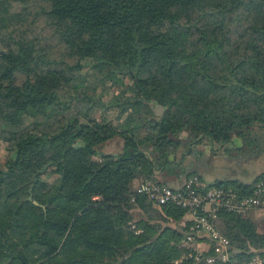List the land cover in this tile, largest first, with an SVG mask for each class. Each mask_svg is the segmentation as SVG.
<instances>
[{"label": "trees", "instance_id": "obj_1", "mask_svg": "<svg viewBox=\"0 0 264 264\" xmlns=\"http://www.w3.org/2000/svg\"><path fill=\"white\" fill-rule=\"evenodd\" d=\"M257 130L264 0H0V141L13 153L0 160V264H192L184 211L134 183L180 148L236 139L264 154ZM263 177L211 185L247 193ZM218 215L233 252L214 264L264 257V218Z\"/></svg>", "mask_w": 264, "mask_h": 264}, {"label": "built area", "instance_id": "obj_2", "mask_svg": "<svg viewBox=\"0 0 264 264\" xmlns=\"http://www.w3.org/2000/svg\"><path fill=\"white\" fill-rule=\"evenodd\" d=\"M137 194L144 195L154 205H171L184 211L176 223L183 232L188 252L184 258H192V264L230 262L233 248L219 229V213L224 211L242 218L264 214V177L256 181L250 192L233 187L211 185L198 175H190L176 187L170 186L156 176L141 179L134 186ZM131 203L135 198L131 197ZM253 254L232 264H263L255 249Z\"/></svg>", "mask_w": 264, "mask_h": 264}, {"label": "rangeland", "instance_id": "obj_3", "mask_svg": "<svg viewBox=\"0 0 264 264\" xmlns=\"http://www.w3.org/2000/svg\"><path fill=\"white\" fill-rule=\"evenodd\" d=\"M39 23V21H38ZM43 22L40 21L39 25ZM128 84V80H125ZM128 86V85H127ZM118 89L113 87L111 92L118 93ZM157 111H159L157 109ZM112 116V115H111ZM256 136L259 137V141L263 144L264 137L262 130H257ZM186 133H181V137H185ZM120 140L117 137L112 138L110 142L105 146H102V151H116L119 149ZM241 143L239 140L233 139L232 144L226 145L223 148H211L209 145L198 144L191 151L189 158L183 157L179 159L182 148L179 150L176 158H169L166 162L160 166V170H157L156 177L165 183H175L179 184L185 179L188 172L197 169V173L205 177L207 180H238L244 182H251L255 177H257L261 172L264 171V154L259 155L257 158L248 156L249 153L238 149ZM106 147V149H105ZM200 151V152H199ZM152 153L151 150H149ZM203 153V154H202ZM11 146L4 141H0V160L4 162L8 157L12 155ZM201 154L200 156H197ZM191 159V161H190ZM162 161V159H160ZM42 177L50 184H57L58 175L57 174H43ZM141 209L132 210L133 220L138 219L139 215L142 214ZM143 215V214H142ZM264 214H253L249 219L254 221L260 228L263 223ZM170 225H173L171 222ZM219 227L221 228L220 222ZM33 257H36L39 253L38 248L30 250Z\"/></svg>", "mask_w": 264, "mask_h": 264}, {"label": "crops", "instance_id": "obj_4", "mask_svg": "<svg viewBox=\"0 0 264 264\" xmlns=\"http://www.w3.org/2000/svg\"><path fill=\"white\" fill-rule=\"evenodd\" d=\"M114 138V137H113ZM110 140H112V138L111 139H109V140H107V141H105V143L103 144V146L105 145H107L109 142H110ZM118 147H120V144H119V141H118ZM105 149H106V147H105ZM117 151V150H116ZM115 151V152H116ZM114 151H112V150H107V151H105V153H115ZM258 156H256V157H253V158H257ZM186 158L188 159L189 158V156H186ZM190 161H191V159H190ZM202 178L206 181V182H208V183H212V182H214V180H212V181H209V180H207L205 177H203L202 176ZM169 182V181H168ZM168 182H166L167 184H169L170 186H173V187H176V186H178L179 185V183L178 182H175V183H168ZM242 182V181H241ZM138 182H136L135 181V185L134 186H136V184H137ZM244 183H247V182H244Z\"/></svg>", "mask_w": 264, "mask_h": 264}, {"label": "water", "instance_id": "obj_5", "mask_svg": "<svg viewBox=\"0 0 264 264\" xmlns=\"http://www.w3.org/2000/svg\"><path fill=\"white\" fill-rule=\"evenodd\" d=\"M35 203V202H34ZM36 204V203H35Z\"/></svg>", "mask_w": 264, "mask_h": 264}]
</instances>
